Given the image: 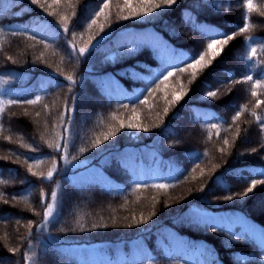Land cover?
<instances>
[{
    "label": "trees",
    "instance_id": "16d2710c",
    "mask_svg": "<svg viewBox=\"0 0 264 264\" xmlns=\"http://www.w3.org/2000/svg\"><path fill=\"white\" fill-rule=\"evenodd\" d=\"M95 1L40 0L41 7L31 0H9L1 9L0 258L7 264H83L60 246L146 236L151 255L107 264H193L156 240V233L166 237L167 230H174L213 245L223 264H264L259 245L191 213L194 208L238 210L264 226V205L259 203L264 197V0H252L251 10L247 0H175L147 14L141 0H130V8L125 0ZM193 8L222 32L209 35L185 22L183 12ZM136 11L142 14L132 15ZM149 27L188 50V60L169 67L160 50L144 40L105 45L124 30ZM233 33L195 79L190 69L179 71L211 39ZM81 48L87 50L81 54ZM145 72L150 79L142 76ZM168 72L173 75L164 81ZM105 74L139 88L137 96L121 99L104 91L95 76ZM38 76L50 79L47 88L17 95ZM87 87L94 98L90 105L82 101ZM180 91L183 97L172 102L173 93ZM194 104L213 108L215 115L206 121L190 117L186 111ZM26 109L37 113V127L20 115ZM84 112L96 119L93 124L82 117ZM121 121L141 128H121ZM13 123L27 134L8 141L17 147L9 150L6 139L16 130ZM248 137L254 139L246 141ZM126 147L146 150L145 162L149 154L168 162L172 174L142 180L116 159ZM105 156L110 159L103 163ZM89 165H101L115 185L73 184L70 174ZM253 180L260 183L241 195ZM52 193L57 195L56 214L43 227ZM28 207L35 211L30 217ZM26 220L32 224L15 231L13 225ZM2 230L20 235L9 243Z\"/></svg>",
    "mask_w": 264,
    "mask_h": 264
},
{
    "label": "snow or ice",
    "instance_id": "6c2138e0",
    "mask_svg": "<svg viewBox=\"0 0 264 264\" xmlns=\"http://www.w3.org/2000/svg\"><path fill=\"white\" fill-rule=\"evenodd\" d=\"M31 2L34 4H40L41 7H44V5L40 3V0H31ZM141 3L143 6L142 7V13L147 14L149 12L154 11L155 9L161 8L162 5L163 6H170L173 3H175V0H161L160 3H157L156 0H141ZM125 6L129 7V8L131 7L130 0H125ZM246 6L249 10H251L253 7L252 0H247ZM106 7H108L107 4H105V8ZM103 11H104V9H101V11L96 13V15L99 16ZM142 13L139 11H136V12H133L132 15H140ZM123 18L127 19L128 17H123ZM92 23L94 24V23H96V21L93 20ZM89 26H91V25H89ZM246 28H247V25H245L244 28H241L240 31L243 32L246 30ZM101 30H103L102 25H101ZM234 36H235V33H233L232 36H228L227 34H225V38L222 40L211 39L208 42L206 49L204 51L200 52L197 57L192 58V62L188 63L185 68H180L179 71L185 72V71H188L190 69L192 78L195 79L197 72L201 71L204 68H206L207 66L211 65L213 59H215L217 56L220 55V50L222 49L223 45H226L228 43V41L231 40ZM86 50H87L86 48H81L79 51L81 54H83ZM251 52L253 55H255L256 50L251 49ZM172 75H173L172 72H168L167 75L164 76V81H167L168 78L171 77ZM67 79L71 81L73 78L71 76H68ZM247 79L250 80L251 77H248ZM184 94L185 93L183 91L174 92L172 102L179 101L183 97ZM255 94L256 93L253 92V95H255ZM215 95H216L215 92H207L206 93V96H208V97H212ZM28 102L33 103L34 101H28ZM10 103H12V102L10 101ZM258 103H259V101H258ZM167 111H168V109L165 108V112H167ZM237 115H239V113H237ZM120 127L121 128L128 127V128H133V129H140L141 125L138 123H131V122H129L128 124H125L123 121H121ZM143 130L147 131L148 129L144 128ZM109 135H115V131H113L109 134H106L104 136V139L107 140L109 138ZM100 142L101 141L98 139L96 141V144L98 145ZM225 144H227V140H225ZM94 146H96V145H94ZM57 147L59 148V145H57ZM81 151H84V149H81ZM29 171H31V168H29ZM52 174L53 173L50 171L48 173V178H51ZM257 183H260V181H256V180L251 181V185L243 193H241V195H246L247 193L253 191V189L255 188ZM155 187L167 188L168 186L167 185H157ZM55 195H56L55 193H52L53 200L55 199ZM227 198L230 199L231 197H227ZM53 207H54V205H48V207L46 208V210L44 212L45 220L47 219L48 216L51 215ZM213 231H215V229H213Z\"/></svg>",
    "mask_w": 264,
    "mask_h": 264
},
{
    "label": "rangeland",
    "instance_id": "374dc122",
    "mask_svg": "<svg viewBox=\"0 0 264 264\" xmlns=\"http://www.w3.org/2000/svg\"><path fill=\"white\" fill-rule=\"evenodd\" d=\"M98 0H96L95 2H97ZM94 2V3H95ZM131 31H136V30H130V31H125V32H122L121 34H119L117 37H115V41H118V40H120L121 39V37L124 35V33H127V34H129ZM132 36V35H131ZM114 89H116V87H113ZM91 89L89 88V87H87V89H84L83 91H82V97H83V99H82V101H83V103H87L88 102V104L90 105V104H92L93 102H90L89 100L91 99L92 101H94V98H93V93H91V91H90ZM88 94H90V95H92V96H90V95H88ZM87 95H88V97H87ZM96 100V99H95ZM20 109H18L17 110V112L19 111ZM84 110H86V108H84ZM24 111V112H23ZM22 111V113L20 114V115H22L23 117H25V119L26 120H29L33 125H34V127H37L39 124H38V122L40 123V121H38L37 119H40V118H37L36 117V112H34V111H32V110H29V109H26V110H23ZM82 117L83 118H86V117H88V118H90V120H91V124H93L94 123V120H96V119H94L93 117H92V115H90V113H88V112H84V113H82ZM120 121H118V123H119ZM43 123L44 122H42V125H43ZM117 123V124H118ZM13 127H15L16 128V130H14L13 131V133H11V134H9L8 135V137H7V147H8V149L9 150H14L15 148H17L15 145H11V144H8V141L10 142V143H13L15 140H17L19 137H20V140H22L23 138H24V136L27 134V132L26 131H23V129L21 128V126H19L18 124H15V123H13V125H12ZM40 127V126H39ZM249 139H254L253 137H248L247 138V140L246 141H248ZM125 158L123 159V160H125V159H127L129 162H133V159L137 156V153L136 152H132V154L129 156V155H127V154H125V155H123ZM151 165H152V161H150V164H149V166H148V169H147V171H148V173H150L151 172ZM100 171L99 170H95V171H93V169H89V170H84V171H82V172H80L79 174H77L76 176H75V178L77 179V180H85V179H87V178H91V177H95V176H97V177H104V176H100L99 173ZM105 178V177H104ZM260 201H259V203L260 204H262V202H263V204L262 205H264V197L263 198H261V199H259ZM56 200L54 199V202H53V205L55 206V207H53V210H52V213H51V215L50 216H48L47 217V219L45 220V218H44V222H45V226H47V224H48V220H50V219H52L54 216H55V214H56V202H55ZM74 210H77L76 208L75 209H73L72 210V212H75ZM27 212H28V214H26L28 217H30V213L31 212H35L31 207H28L27 208ZM208 217H211V218H214V219H222V218H224V216L223 217H221V216H218V215H215V214H208L207 215ZM22 221H20V222H18V224L19 225H13V227H14V229H15V231H19L22 227H24L25 225H26V223H28V224H32V222H31V220H26V221H24L23 223H21ZM43 222V223H44ZM18 227V228H17ZM19 233V232H18ZM17 235V236H16ZM15 235V237H13L14 236V234L12 233H10L9 231H4V230H2V233H1V236L2 237H4V238H6L7 239V241L9 242V243H11V241H13L14 239H12V238H16V237H18L20 234H16ZM172 236V238H174V240H176V241H183L182 240V238H177V237H175L174 235H171ZM23 239V237H22V235H21V237L19 238V240L21 241ZM67 247H70V246H67ZM71 248V247H70ZM92 249H93V251L92 250H89L88 251V253L86 252V250L83 248V247H78V248H76L75 250H80L81 251V256L83 257V258H85V259H88V256L89 257H93L96 261L97 260H99V259H101L102 257H103V254H102V252H94V247H91ZM143 251V249L142 248H135L134 250H133V253L134 254H138V253H141ZM8 263V260L7 259H3V258H0V264H7Z\"/></svg>",
    "mask_w": 264,
    "mask_h": 264
},
{
    "label": "bare ground",
    "instance_id": "6f19581e",
    "mask_svg": "<svg viewBox=\"0 0 264 264\" xmlns=\"http://www.w3.org/2000/svg\"><path fill=\"white\" fill-rule=\"evenodd\" d=\"M142 76H147V77H151L149 73L145 72V73H142Z\"/></svg>",
    "mask_w": 264,
    "mask_h": 264
}]
</instances>
